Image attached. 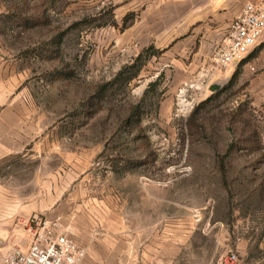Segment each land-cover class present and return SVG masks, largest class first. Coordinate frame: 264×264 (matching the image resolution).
I'll return each mask as SVG.
<instances>
[{
  "label": "rangeland",
  "instance_id": "1",
  "mask_svg": "<svg viewBox=\"0 0 264 264\" xmlns=\"http://www.w3.org/2000/svg\"><path fill=\"white\" fill-rule=\"evenodd\" d=\"M108 6L0 0V56L29 69L20 87L31 93L27 108L43 117L33 146L3 159L4 195L39 197L49 182L54 198L75 193L89 210L97 190L110 191L148 231L189 217L196 258L216 261L232 250L243 264H264V101L252 96L256 68L248 61L232 79L233 66L214 91L204 80L173 86L172 71L150 57L137 76L127 79L134 69L118 77L96 33L112 20Z\"/></svg>",
  "mask_w": 264,
  "mask_h": 264
},
{
  "label": "crops",
  "instance_id": "2",
  "mask_svg": "<svg viewBox=\"0 0 264 264\" xmlns=\"http://www.w3.org/2000/svg\"><path fill=\"white\" fill-rule=\"evenodd\" d=\"M97 1L109 5L112 17L106 26H99L105 34L100 30L96 32L101 56L107 58L104 62L115 59L118 69H122L153 46L160 52L149 60L156 58L163 68L172 71V85L176 87L196 80L200 84L204 80L210 86L217 77L226 74L224 69L221 73V68L214 67L213 51L243 4L251 0ZM250 62L257 71L251 81L252 96L262 102L264 44ZM28 70L18 59L0 56V263L12 245L29 246L31 239L26 228L29 220L56 215L63 217L69 235L87 249L79 264L214 262L211 257L196 258L195 223L189 217L161 224V231H148L128 214L125 203L112 201L110 191L97 190L89 210L78 206L75 193L70 198H54L49 182L44 189L46 193L42 191L39 197L31 191H12L10 196L4 195L1 180L4 157L33 146L36 134L42 129L41 120L36 121V118L43 117L36 116L38 111L27 108V102L32 101L31 93L20 87Z\"/></svg>",
  "mask_w": 264,
  "mask_h": 264
},
{
  "label": "built area",
  "instance_id": "3",
  "mask_svg": "<svg viewBox=\"0 0 264 264\" xmlns=\"http://www.w3.org/2000/svg\"><path fill=\"white\" fill-rule=\"evenodd\" d=\"M263 39L264 0L246 1L213 51L214 67L237 68ZM27 230L31 240L26 250L12 245L0 264H79L87 254L86 247L69 235L61 215L34 217ZM242 263L239 253L230 250L210 264Z\"/></svg>",
  "mask_w": 264,
  "mask_h": 264
},
{
  "label": "trees",
  "instance_id": "4",
  "mask_svg": "<svg viewBox=\"0 0 264 264\" xmlns=\"http://www.w3.org/2000/svg\"><path fill=\"white\" fill-rule=\"evenodd\" d=\"M96 17V16H95ZM264 44V41L261 42V44H259L246 58L245 60L236 68L235 72L233 73V78L235 79L240 71L241 68L243 67V63H245L248 60H251L257 53L258 49ZM160 52L159 49H155L153 46H150L149 48H147L145 50V52L140 53L138 56H136V58L134 59L133 62H131L130 64L125 65L121 70H119L118 73V77H123L124 73L127 70H134L135 69V73H133L131 76H129L127 79H132L133 77L137 76V74L139 73L141 66L143 65V63L146 61V58L152 57L153 54H158ZM103 89V88H102Z\"/></svg>",
  "mask_w": 264,
  "mask_h": 264
},
{
  "label": "water",
  "instance_id": "5",
  "mask_svg": "<svg viewBox=\"0 0 264 264\" xmlns=\"http://www.w3.org/2000/svg\"><path fill=\"white\" fill-rule=\"evenodd\" d=\"M232 73L228 72L225 75H222L220 77H217L212 84L209 86L210 90L214 91L217 90L218 88H220V86L223 84L224 80L229 77Z\"/></svg>",
  "mask_w": 264,
  "mask_h": 264
}]
</instances>
